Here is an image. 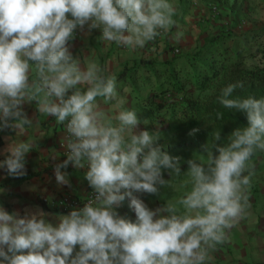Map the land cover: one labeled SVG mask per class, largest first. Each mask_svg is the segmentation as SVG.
Returning a JSON list of instances; mask_svg holds the SVG:
<instances>
[{
  "label": "clouds",
  "instance_id": "1",
  "mask_svg": "<svg viewBox=\"0 0 264 264\" xmlns=\"http://www.w3.org/2000/svg\"><path fill=\"white\" fill-rule=\"evenodd\" d=\"M177 15L174 0H0V131L15 133L0 169L10 177L26 174L25 157L37 140L20 139L34 125L23 105L34 102L37 112L64 126L66 159L54 166L57 185L71 186L62 171L71 164L87 168L93 190L55 225L39 208L21 215L0 206V264H211L249 216L253 157L264 153V97L234 96L242 81L223 87L218 103L244 113L246 126L233 129L223 146L205 144L200 158L185 161L162 150L159 126L139 128L148 121L125 106L115 74L70 51L85 26L133 51L162 34L179 43ZM110 102L111 112L104 107ZM213 139H221L220 131ZM182 175V195L155 209L137 195H158ZM126 198L135 222L116 211Z\"/></svg>",
  "mask_w": 264,
  "mask_h": 264
},
{
  "label": "crops",
  "instance_id": "2",
  "mask_svg": "<svg viewBox=\"0 0 264 264\" xmlns=\"http://www.w3.org/2000/svg\"><path fill=\"white\" fill-rule=\"evenodd\" d=\"M174 3L178 9L175 19L184 33V39L179 43L171 39L172 33L162 34L154 43L149 42L143 49L133 51L104 41L99 29L89 32L87 26L83 31L78 30L70 42V51L82 63L95 60L108 74L116 75L118 94L126 100V107L137 112L141 121H148L139 125L140 129L148 131H156L159 126L158 130L162 132L192 120L186 115L183 100L188 95V86L192 85L194 63L201 66V61L208 60L198 57L202 60L196 61L197 58H193L195 52L207 48L223 50L231 58L239 57L244 61L251 52V45L258 41L264 47V0H174ZM175 31L174 28L172 32ZM174 48L179 54L173 53ZM177 82L184 85L183 89H173ZM104 107L112 111L111 102ZM23 110L33 119L34 125L20 139H36L37 148L26 154L24 176L10 177L0 169V206L21 215L26 210L39 208L49 214L46 220L55 225L58 216L67 215L71 210L61 213L52 202L62 194L81 200L84 191L90 188L84 179L87 168L78 169L69 164L62 171L68 173L71 186L57 185L54 166L66 159L57 147L62 138V125L54 117L37 112L34 102L24 104ZM14 136L10 130L0 131V160L5 158L3 149ZM217 144L223 146L225 143L218 141ZM163 145V151L185 161L191 157L200 158L204 150L186 141H167ZM253 163L255 175L250 188V214L231 230L229 242L218 247L211 264H264V153H257ZM186 169L187 165L182 164L181 171ZM163 176L170 179L167 172ZM183 179V175L174 178L173 186L161 188L158 195H137L150 209H155L166 200L182 195L180 183ZM128 203L126 198L116 211L135 222V213ZM78 250L77 246L73 255Z\"/></svg>",
  "mask_w": 264,
  "mask_h": 264
},
{
  "label": "trees",
  "instance_id": "3",
  "mask_svg": "<svg viewBox=\"0 0 264 264\" xmlns=\"http://www.w3.org/2000/svg\"><path fill=\"white\" fill-rule=\"evenodd\" d=\"M230 56L223 50L218 52L217 49L212 51L208 48L194 53L193 58L203 57L209 59L210 63L203 67V72L192 77L191 89L197 92L196 97H186L183 100L185 109L192 120L163 130L161 144L167 141H186L203 149L205 144L210 146L218 141L226 144L227 136L233 129L246 126L245 114L223 108L218 103L217 97L223 87L237 81H242L244 87L237 89L234 96L264 97V63L246 68L242 58H231ZM183 87L184 85L178 82L173 85L175 91H179ZM218 112L223 114L221 119L216 117ZM193 128H198L199 131L195 135L189 136L188 132ZM216 131H220L221 139L218 141L213 139Z\"/></svg>",
  "mask_w": 264,
  "mask_h": 264
},
{
  "label": "built area",
  "instance_id": "4",
  "mask_svg": "<svg viewBox=\"0 0 264 264\" xmlns=\"http://www.w3.org/2000/svg\"><path fill=\"white\" fill-rule=\"evenodd\" d=\"M212 10L215 13L217 12L213 7H212ZM154 42H151V43H154ZM173 53L174 54H179V50L177 48H174L173 49ZM64 135H65L64 126L62 125V138H61L60 141L57 142V147L61 150L62 155L66 158V156H65L66 149L62 146ZM92 195H93V190L91 188H87L84 191V194H83L81 200H76V199L72 198L70 195L62 194L58 198H56V200H54L52 202V205L59 212H61V213H67V212H69L70 210H72L74 208L75 209H78V208L83 207V204L89 198H91Z\"/></svg>",
  "mask_w": 264,
  "mask_h": 264
},
{
  "label": "rangeland",
  "instance_id": "5",
  "mask_svg": "<svg viewBox=\"0 0 264 264\" xmlns=\"http://www.w3.org/2000/svg\"><path fill=\"white\" fill-rule=\"evenodd\" d=\"M256 43L254 45H251L249 47V49H250L251 52H249L246 55V57H248V58L244 57L245 60L243 61V64H244V67H246V68H250V67L255 66V65H258L259 66L262 63H264V47H263V44H261L258 41ZM200 59L201 58H197L196 61H198ZM208 62H210L209 59L208 60H205V61H201L200 64H202L204 66H208V64H209ZM202 65L201 66L198 65L197 62L194 63V66H193V75L200 74L201 72H203V66ZM187 91H188L187 97H190V98H195L196 97L197 92H195V90H192L191 89V86H188ZM182 115L184 117H186V115H187L188 119L191 120V117L189 116L188 113L186 115H184V113L182 112Z\"/></svg>",
  "mask_w": 264,
  "mask_h": 264
}]
</instances>
